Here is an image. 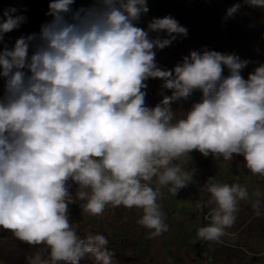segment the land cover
Wrapping results in <instances>:
<instances>
[{
	"label": "clouds",
	"instance_id": "obj_1",
	"mask_svg": "<svg viewBox=\"0 0 264 264\" xmlns=\"http://www.w3.org/2000/svg\"><path fill=\"white\" fill-rule=\"evenodd\" d=\"M245 2L264 8V0ZM75 3L49 0L51 19L38 33L0 47V228L44 246L27 264H79L85 254L93 264H117L104 235L77 234L70 204L91 215L107 205L135 207L142 211L137 223L151 230L150 237L167 232L157 200L163 188L176 195L193 183V172L184 167L193 151L225 161L241 155L252 174L264 176V63L245 78L248 60L205 47L165 68L157 50L176 34H188L176 19L155 17L146 28L137 26L149 12L148 0H93L73 8ZM239 8L233 4L226 18ZM16 13L3 10L0 44L26 22ZM161 31L168 38L151 35ZM149 79L171 91L154 106L146 103ZM195 92L197 102L173 110V102ZM202 190L210 194V223L196 228L197 239L221 242L248 190L213 177ZM253 195L260 217L264 193Z\"/></svg>",
	"mask_w": 264,
	"mask_h": 264
},
{
	"label": "trees",
	"instance_id": "obj_2",
	"mask_svg": "<svg viewBox=\"0 0 264 264\" xmlns=\"http://www.w3.org/2000/svg\"><path fill=\"white\" fill-rule=\"evenodd\" d=\"M48 3L49 0H0V19L3 18V10L8 8H15L16 14L26 17V22L19 28L4 34L3 44H0V47L3 45L11 47L15 39L21 35L38 33L40 25L51 19L46 15ZM236 3L240 4L239 10L232 17L226 18L227 10ZM147 6L149 12L142 15L137 26L146 28L147 23L155 17L171 16L188 30L186 37L176 34V39L170 46L157 50L156 59L162 67L172 68L191 50H201L205 47L209 50L235 53L242 60H248L250 63L242 70L245 78L259 63H264V8L249 6L245 0H148ZM151 35L162 39L168 38V34L163 31ZM226 74L227 69H225ZM146 83L148 106L158 103L162 99L161 93L171 94L170 90L161 88L162 81L158 79H149ZM3 85L4 81L0 78V94L3 92ZM199 97L200 93L195 92L188 100L173 102L172 108L176 112L186 110L193 102H197ZM220 160L230 174L245 173L264 193V176L252 174L245 167L243 156L233 154L231 161H225L222 157ZM195 166L198 164H194ZM206 180V178L199 179L202 194L201 209L204 212L210 210V206H206L210 194L202 190ZM218 181L222 182V178ZM76 188L77 186L72 184L70 191L74 193ZM157 202L162 204L160 197ZM251 202L240 200L239 211L235 214L234 227L237 235L243 238L245 246L252 239L264 243V214L256 217ZM261 211L264 213V207ZM141 215L142 211L135 207L129 209L124 206L107 205L101 215H91L74 204L69 205V220L77 234L82 238L88 233L104 235L109 240L107 247L114 252L113 259L117 264H158L157 259L148 253V248L143 244L142 238L146 228L137 223ZM42 248L43 245L31 246L22 242L10 231L0 228V264H27L28 258L41 252ZM189 249L184 248L185 258L190 253ZM222 249L227 250L226 257L223 255L225 259L222 264H236V261H243L239 255L243 250L239 245H222ZM42 258H48L46 252L42 253ZM192 261L193 258H190L189 263L196 264ZM79 264H93L91 254H85Z\"/></svg>",
	"mask_w": 264,
	"mask_h": 264
},
{
	"label": "rangeland",
	"instance_id": "obj_3",
	"mask_svg": "<svg viewBox=\"0 0 264 264\" xmlns=\"http://www.w3.org/2000/svg\"><path fill=\"white\" fill-rule=\"evenodd\" d=\"M92 3L93 0H76L73 8L89 7ZM190 156V163L184 167L193 172V183L180 189L176 195H173L168 188L161 189L159 197L162 200L164 220L168 225V231L160 236L150 237L151 230L147 228L144 230L142 241L148 248V253L157 259L158 264H190V258H193L192 262L196 264H222L227 252L222 249V245H239L243 250L239 254L243 261H236V264H264V243L252 239L245 246L243 238L237 235L234 225L225 229L221 242L197 239L196 228L206 226L210 222V219L205 218L209 215V211L204 212L201 209L202 194L199 179L213 177L216 180L222 178L223 183H239L248 190L247 200L250 201L255 199L253 194L259 189L245 173L230 174L220 158L214 159L212 155L204 157L198 151L191 152ZM196 163L198 166L194 167ZM152 186L155 187L154 182ZM74 205L79 208L78 205ZM184 248H190L187 258L183 254Z\"/></svg>",
	"mask_w": 264,
	"mask_h": 264
}]
</instances>
